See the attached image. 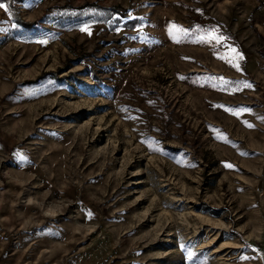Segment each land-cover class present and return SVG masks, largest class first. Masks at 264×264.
<instances>
[{
    "label": "rangeland",
    "instance_id": "obj_1",
    "mask_svg": "<svg viewBox=\"0 0 264 264\" xmlns=\"http://www.w3.org/2000/svg\"><path fill=\"white\" fill-rule=\"evenodd\" d=\"M0 3V264H264V0Z\"/></svg>",
    "mask_w": 264,
    "mask_h": 264
},
{
    "label": "snow or ice",
    "instance_id": "obj_2",
    "mask_svg": "<svg viewBox=\"0 0 264 264\" xmlns=\"http://www.w3.org/2000/svg\"><path fill=\"white\" fill-rule=\"evenodd\" d=\"M0 9L4 10L5 12H8V6L5 4V3H0ZM84 30H87V29H84ZM172 30H175V31H180L181 29L177 28L175 25L172 26ZM202 39L206 40L207 42H211V41H216L217 43H220L222 42L225 38L218 35V34H215V31L212 30L211 32H209L208 35H206L205 37H202ZM232 52L235 53V49H231ZM234 67H237L238 68V65H233ZM222 81H223V78H220ZM225 84H227L228 82L227 81H224ZM245 87H251L250 84H246L244 85ZM235 114V113H234ZM250 126V125H249ZM229 167H231V165H228Z\"/></svg>",
    "mask_w": 264,
    "mask_h": 264
},
{
    "label": "trees",
    "instance_id": "obj_3",
    "mask_svg": "<svg viewBox=\"0 0 264 264\" xmlns=\"http://www.w3.org/2000/svg\"><path fill=\"white\" fill-rule=\"evenodd\" d=\"M22 22H24V21L22 20Z\"/></svg>",
    "mask_w": 264,
    "mask_h": 264
}]
</instances>
